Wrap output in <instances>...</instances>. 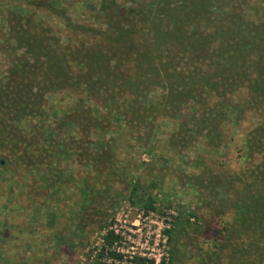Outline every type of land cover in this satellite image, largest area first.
<instances>
[{"label":"trees","instance_id":"16d2710c","mask_svg":"<svg viewBox=\"0 0 264 264\" xmlns=\"http://www.w3.org/2000/svg\"><path fill=\"white\" fill-rule=\"evenodd\" d=\"M252 2L100 0L96 27L59 14L51 1L35 0L33 5L62 17L66 42L63 32L35 14L11 11L0 41L10 64L0 81V166L42 168L45 186L59 194L74 179L62 166L73 151L102 176L93 191L106 195L116 183L117 142L148 145L158 118L179 121L167 137L173 151L201 140L213 151L226 148L249 122L238 150L247 158L240 172L217 161L214 170L201 160L204 173L189 179L198 192L234 208L236 220L225 227L231 239L245 231L253 237L261 231L264 239V0L258 7ZM61 93L74 101L65 107L55 101L52 121L47 96ZM112 130L116 137L93 139ZM134 178L127 183L132 203L154 210L155 199ZM83 191L91 190L87 185ZM163 232L171 242L173 229ZM118 239L109 230L98 257L156 264L147 257L124 260ZM250 247L235 248L234 264H255L258 251L264 257V248Z\"/></svg>","mask_w":264,"mask_h":264},{"label":"rangeland","instance_id":"374dc122","mask_svg":"<svg viewBox=\"0 0 264 264\" xmlns=\"http://www.w3.org/2000/svg\"><path fill=\"white\" fill-rule=\"evenodd\" d=\"M34 1L0 0V41L8 29V14L16 11L35 14L36 20L63 32L66 42L62 17L47 7L38 8ZM45 1L53 2L59 14L66 12L76 21L100 26L95 17L100 0ZM252 3L255 7L260 4L259 0ZM9 66L0 42V81ZM47 99V114L52 121L57 120L52 110L53 103H59L55 101L62 100V107L74 101L66 93L50 94ZM89 105L98 113L94 101ZM155 123L157 127L148 145L137 144L134 139L125 142V138L117 142L116 183L112 182L106 195L93 191L100 186L102 176L95 168L80 164L73 151L63 157L62 166L74 179L59 194L51 195L45 186L46 172L42 168L0 166V264H112L106 258L108 254L98 257L109 230L119 235L115 247L124 260L147 257L155 259L156 264L162 259L170 264H234L235 248L245 250L251 248L250 243L264 248L261 231L256 232L257 237L245 231L243 236L235 234L231 239V232L225 227L232 228L236 220L234 208L220 197L212 200L208 192H198L189 179L204 173L198 164L201 160L214 170L217 161L225 170L240 172L247 158L238 150L252 124L244 122L234 132L235 140L218 151L207 148L202 140L195 146L173 151L167 137L179 121L162 117ZM113 137L114 130L93 135L95 141ZM131 176L155 199L154 210L132 203L127 190ZM87 185L91 191L85 193L83 188ZM164 229H173L171 242ZM221 246L227 248L220 251ZM259 252L255 264H264Z\"/></svg>","mask_w":264,"mask_h":264},{"label":"built area","instance_id":"2783aa9c","mask_svg":"<svg viewBox=\"0 0 264 264\" xmlns=\"http://www.w3.org/2000/svg\"><path fill=\"white\" fill-rule=\"evenodd\" d=\"M118 250H120V249H118ZM132 257V256H131ZM122 263V262H121Z\"/></svg>","mask_w":264,"mask_h":264}]
</instances>
